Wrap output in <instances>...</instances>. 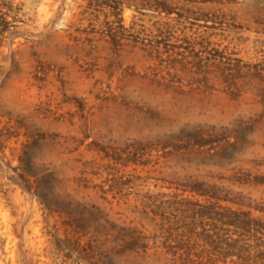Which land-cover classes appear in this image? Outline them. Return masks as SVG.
<instances>
[{
  "label": "rangeland",
  "instance_id": "rangeland-1",
  "mask_svg": "<svg viewBox=\"0 0 264 264\" xmlns=\"http://www.w3.org/2000/svg\"><path fill=\"white\" fill-rule=\"evenodd\" d=\"M0 264H264V0H0Z\"/></svg>",
  "mask_w": 264,
  "mask_h": 264
},
{
  "label": "trees",
  "instance_id": "trees-1",
  "mask_svg": "<svg viewBox=\"0 0 264 264\" xmlns=\"http://www.w3.org/2000/svg\"><path fill=\"white\" fill-rule=\"evenodd\" d=\"M26 181H27L28 187H30L29 185H31V182L29 180H26Z\"/></svg>",
  "mask_w": 264,
  "mask_h": 264
}]
</instances>
